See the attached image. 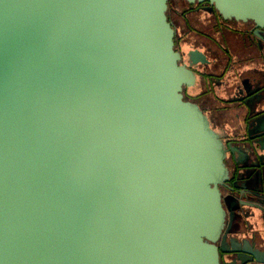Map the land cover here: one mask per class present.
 Here are the masks:
<instances>
[{"label":"water","instance_id":"water-1","mask_svg":"<svg viewBox=\"0 0 264 264\" xmlns=\"http://www.w3.org/2000/svg\"><path fill=\"white\" fill-rule=\"evenodd\" d=\"M186 1L264 28V0ZM167 3L0 0V264H264L245 211L264 218V195L185 98L207 60L182 61Z\"/></svg>","mask_w":264,"mask_h":264},{"label":"crops","instance_id":"crops-1","mask_svg":"<svg viewBox=\"0 0 264 264\" xmlns=\"http://www.w3.org/2000/svg\"><path fill=\"white\" fill-rule=\"evenodd\" d=\"M214 38L218 40L216 35ZM236 41L233 38L228 40L234 51L235 65L226 69L225 59L221 62L215 55L220 51L219 44L204 45L203 48H210L209 58L213 64L206 71L204 69L206 73L201 76L192 93L199 98L201 110L209 118L211 126L225 136V140L238 142L241 156L235 154L237 159L230 157L229 161L232 182L238 188L260 190L264 195V152L260 151L261 158L256 159L244 144L256 134V121L264 118V52L261 51L264 44H261V48L257 42L253 44L248 50L250 59L242 62L248 55L240 51L241 43ZM247 196L258 200L254 195ZM234 197H239L237 192ZM248 210L253 216L247 219V226L250 227L246 229L247 238L250 240L251 235H259L258 240L261 239L260 244L264 247L263 215L255 209H245Z\"/></svg>","mask_w":264,"mask_h":264},{"label":"flooded vegetation","instance_id":"flooded-vegetation-1","mask_svg":"<svg viewBox=\"0 0 264 264\" xmlns=\"http://www.w3.org/2000/svg\"><path fill=\"white\" fill-rule=\"evenodd\" d=\"M169 1L170 0H168V3H167V18L175 30L174 47L178 52L181 53L182 61H184L185 54L189 50H198V51L202 52L205 55L206 60H207L206 63H203V64L198 63L195 67H191L195 73V84L192 87H185L183 90V93H184L186 99H188L192 102H195L196 104L199 105V102H198L199 98L196 97L195 95H193L192 89L198 84L201 76L206 73L205 71L207 70V68L211 64H213L212 60L209 58L210 57L209 56L210 55V51H209L210 48L208 46H207V48H203L204 45L212 43L214 46H216L217 44H219L218 47H220V51L219 52L217 51V53L213 51V53H216L215 55L217 56L219 61L222 62L223 59H225V62H226L225 69H226L228 67H232V65H235V63H234L235 61L233 60L234 59V57H233L234 51H233L232 47L230 46V44L228 43L229 39L227 38L226 40H224L225 34H228L229 38H233V39L237 40V42L241 43L240 51H243V52L245 51L246 54L248 55L247 57L243 58L241 61L246 62V61H248V59H250L248 50H250L253 47V44H256V42H257L258 47H260V48L262 47L261 44H264V28L261 29L260 36H256L254 34L255 27H254L253 23H251V22L242 23V22H236L233 20H224L212 8V6L207 2L188 3L186 0H179V1L183 2L185 5H187V8L181 14H179L177 12V10H174L175 14H176L175 16L179 15L183 21V24L187 28V32L184 34H181V32H179L180 30H179L178 23H176V21L170 15H168ZM189 13L190 14L191 13L198 14L199 17H201L202 15H205L207 19H211L210 22L208 21L206 23H204L203 22L204 20H201V18H200V21H199V19H198V21L202 26H205V28L209 29L212 33L200 31V30H197L195 27H193L191 25V22H190ZM207 23H209L210 26H207ZM236 24H241L244 27L240 28V27L234 26ZM215 35L217 36L218 40H216L214 38ZM200 48H202L204 50H202ZM261 51L264 52V48H262ZM204 69H205V71H204ZM237 98H239V96H237ZM254 98H255V96H254ZM199 107H200V105H199ZM225 141L227 142V140H225ZM228 142H231L232 145L238 146V142H236V141H228ZM244 144H245V147L248 148V145H249L248 141H246ZM229 161H230V156L227 155V158L225 160V164H226L227 169L229 171V178H230L231 177V169L229 166ZM221 191H222V195H223L225 211L228 213L227 205L231 202L236 204V198L234 197V194L236 192L229 193L227 190H225L223 188L221 189ZM230 195H231L232 199H230L228 201L227 199ZM227 213L225 216V225L224 226H226L227 219H228ZM234 257L235 256L233 254H231V255L230 254L220 255V263L224 259L225 260H231Z\"/></svg>","mask_w":264,"mask_h":264},{"label":"rangeland","instance_id":"rangeland-1","mask_svg":"<svg viewBox=\"0 0 264 264\" xmlns=\"http://www.w3.org/2000/svg\"><path fill=\"white\" fill-rule=\"evenodd\" d=\"M187 8V5H185L183 2L179 1V0H170L169 1V8H168V15H170L175 21L176 23H178V26H179V32H181V34H184L187 32V28L185 27V25L183 24V21L181 19V17L179 15L175 16V11L174 10H177V12L179 14H181L185 9ZM198 14H193V13H189V18H190V22H191V25L193 27H195L197 30H200V31H204V32H211L209 29H206L205 26H202L199 21H200V18L201 20H204L203 22L206 23V22H210L211 19H207L205 15H202L201 17H199ZM196 18V19H195ZM204 18V19H203ZM199 19V21H198ZM207 26H210L209 23H207ZM236 27H244L243 25L241 24H236L234 25ZM212 33V32H211ZM179 34V33H178ZM229 39V35L228 34H225V37H224V40L226 39ZM236 43H238L236 41ZM250 227L247 226V229H249Z\"/></svg>","mask_w":264,"mask_h":264}]
</instances>
